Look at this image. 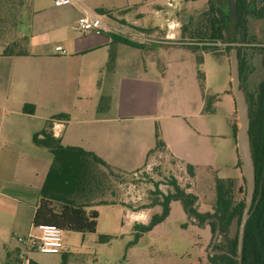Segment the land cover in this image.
I'll return each instance as SVG.
<instances>
[{"label": "crops", "instance_id": "1", "mask_svg": "<svg viewBox=\"0 0 264 264\" xmlns=\"http://www.w3.org/2000/svg\"><path fill=\"white\" fill-rule=\"evenodd\" d=\"M99 9L110 13L101 14ZM151 9L128 20L117 19L102 5L91 9L82 0L77 6L64 7H55L51 0L47 5L40 0H0V156L8 150L4 159L12 166L9 175L0 176V185L26 190L35 182L40 193L52 160L32 138L57 114L67 117L52 120L48 131L63 145L92 151L113 166H132L134 160L144 156L147 161L156 144L161 93L168 88L164 83L179 64L161 66V49L166 56L183 49L174 42L177 31L164 28L158 7L153 4ZM83 10L101 16L110 31L74 34L71 27ZM119 39H129L141 47ZM57 46L66 52L61 54ZM8 47L24 55H4ZM160 66L162 83L160 75L154 73ZM190 79L193 88L192 80L197 78L191 74ZM197 89L203 111L205 94L199 81ZM226 93L234 118L235 96L231 89ZM171 118L180 116L173 114ZM166 133L163 130L161 134L166 152L180 157ZM21 136L37 148L27 144L28 152L21 151L26 146ZM239 161L238 156L234 162L236 176L232 178L240 181L243 175ZM39 193L30 201L26 193L15 197L0 191V196L15 203L12 212L5 208L0 211L11 219L9 235L16 237L23 231L21 214L26 210L33 221ZM36 231L40 234L31 224L26 234L38 236ZM6 238L0 234V240ZM13 259H21L19 250L14 251Z\"/></svg>", "mask_w": 264, "mask_h": 264}, {"label": "rangeland", "instance_id": "2", "mask_svg": "<svg viewBox=\"0 0 264 264\" xmlns=\"http://www.w3.org/2000/svg\"><path fill=\"white\" fill-rule=\"evenodd\" d=\"M82 1L91 9L94 5H102L109 8L117 19L128 20L136 18V14L140 12H151L154 4L158 7L161 21L168 20L163 21L164 28L173 30L172 33L177 31L174 42L183 49L173 51L170 56H166L164 49H161L164 54L160 60L161 66L169 62L179 64L175 66V71H171L168 83H164L168 88L165 93H161L160 116L155 128L161 134L163 130L167 132L180 157L163 150L151 153L147 161L145 156L134 160L136 163L132 166L115 165L114 167L127 172V180L116 185V192L130 206L129 209L126 210L119 204L95 207L99 212L96 232L64 231L63 251L60 254H42L18 241V237L27 238L26 232L32 224L27 210L25 215L21 214L23 231L17 232L16 237L12 233L9 235L11 219L0 212V234L7 236L0 240V264H28L30 260L40 264H216L212 256L216 253L215 247L220 236L213 244L216 234L214 219L198 222L184 210L179 201L171 203L169 216L151 231L141 232L136 227L147 224L155 213H161L160 207H149L150 203L159 193L174 192V183L196 197L194 206L199 213L212 214L216 201V180L236 176L234 162L238 158V152L232 123L237 122V110L233 118L226 93L230 89L233 92L229 83L230 53L222 43L206 39L210 35L207 15L209 0ZM252 1L257 6L261 2L250 0ZM40 2L47 5L50 0ZM246 27L248 38L262 40L263 19L250 16ZM73 33L75 34L74 31ZM235 45L245 49L243 85L244 90L253 92L264 75L262 58L254 49L256 47H251L254 45ZM206 46L216 47L213 50L215 52L204 49ZM2 47L0 41V51ZM161 66L154 73L160 75L162 83ZM197 66L205 76L206 93L217 96L211 103L212 113H205L204 108L203 111L200 108ZM191 74L197 78L196 81L192 80L193 88ZM173 114L180 118L172 119ZM21 140L26 145L21 147V151L28 152L29 147L37 148L25 136L24 139L21 136ZM39 150L53 160V155L47 148L39 147ZM4 155L0 156V176H7L12 171V166L4 159ZM189 165L193 166V174L188 169ZM30 185L22 190L5 184L0 185V191L15 197L26 193V199L32 201L39 192L35 182ZM14 204L0 196V211L5 208L12 212ZM35 234L40 235L38 231ZM101 236L109 237V241H100ZM16 250L21 252V259L18 261L13 259Z\"/></svg>", "mask_w": 264, "mask_h": 264}, {"label": "trees", "instance_id": "3", "mask_svg": "<svg viewBox=\"0 0 264 264\" xmlns=\"http://www.w3.org/2000/svg\"><path fill=\"white\" fill-rule=\"evenodd\" d=\"M255 1L237 0L238 20L231 25V6L229 0H209L208 28L210 35L206 39L213 43H222L230 53L235 44H250L257 50L262 58L264 67V31L263 38L256 41L248 38L246 27L247 18L264 20V0L257 6ZM99 13H110L99 9ZM247 29V30H246ZM245 31L247 40H244ZM121 42L141 47V44L129 39H119ZM216 47L206 46L204 49L213 51ZM239 55L241 54V48ZM4 55H24L23 52H12L6 48ZM246 56V52L244 53ZM244 57L240 58V73L243 84ZM200 59H198V66ZM197 66V76L202 92L205 94V113H212L211 103L217 96L207 95L205 92V76ZM244 88V85H243ZM249 104L251 150L255 164L257 187L254 202L260 196L258 205L247 222L244 236L243 254L241 264H264V75L256 90H246ZM67 117L65 114H57L47 122L46 129L33 135V143L36 146L47 148L53 155L45 181L39 193V201L35 209L32 224L56 225L63 231L96 232L99 212L95 207L101 205H121L126 209L130 206L118 196L116 185L127 180V172L122 171L107 163L96 153L77 146L63 145L60 138H56L48 131L52 120ZM233 137L236 141L238 123L232 125ZM156 144L150 150L151 153L166 150L165 142L159 131H156ZM239 167L241 162L239 161ZM188 169L193 174V166ZM263 184L261 186V182ZM174 192L159 193L151 201L149 207H160L161 213H155L147 224L137 227L141 232H149L155 226L163 222L170 213L172 202H181L184 210L198 222L214 219L215 231L219 227L220 240L215 247L212 260L216 264H240L238 252L239 228L245 208L246 186L242 177V183L234 178L217 179L215 185L216 201L214 212L199 213L195 208L196 197L186 192L184 188L173 184ZM148 208V207H146ZM100 241L108 242L109 237L101 236ZM28 264H39L30 260Z\"/></svg>", "mask_w": 264, "mask_h": 264}, {"label": "water", "instance_id": "4", "mask_svg": "<svg viewBox=\"0 0 264 264\" xmlns=\"http://www.w3.org/2000/svg\"><path fill=\"white\" fill-rule=\"evenodd\" d=\"M231 6V25L230 28L234 31V24L238 20V6L237 0H229ZM250 3V0H248ZM244 40L246 41V31ZM245 49H241V54L239 55L238 46L235 45L232 47L230 51V65H231V85L233 89V94L235 96L236 108H237V123L238 129L236 133V144L239 160L241 162V171L243 178L245 180L246 186V194H245V208L243 211L242 220L239 228V238H238V252H239V261L241 264L242 254H243V245H244V236L245 229L248 220L250 219L253 211L256 209L260 196L254 202L255 191L257 187L256 181V171L255 164L252 156L251 150V138H250V124L251 119L249 115V104L247 101L246 92L243 88V84L241 81V73H240V58L244 57ZM264 179V176H263ZM263 181L261 182V186ZM219 227L217 228L214 242H217L219 237ZM218 254L224 252H216Z\"/></svg>", "mask_w": 264, "mask_h": 264}, {"label": "built area", "instance_id": "5", "mask_svg": "<svg viewBox=\"0 0 264 264\" xmlns=\"http://www.w3.org/2000/svg\"><path fill=\"white\" fill-rule=\"evenodd\" d=\"M55 7L77 6L81 0H51ZM71 29L78 35H85L88 32L103 34L110 31L109 27L103 22L101 16L93 14L88 10H83ZM221 45V44H217ZM56 50L61 54L66 51L62 46H57ZM39 236L28 235L27 238L18 237V241L32 249H36L43 254H60L63 249V229L56 225H40Z\"/></svg>", "mask_w": 264, "mask_h": 264}]
</instances>
